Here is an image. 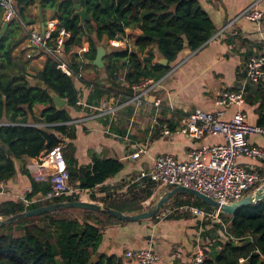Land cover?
<instances>
[{"label":"trees","instance_id":"obj_1","mask_svg":"<svg viewBox=\"0 0 264 264\" xmlns=\"http://www.w3.org/2000/svg\"><path fill=\"white\" fill-rule=\"evenodd\" d=\"M14 4L17 18L7 22L0 38V122L5 119L9 123L0 125V183L20 170L29 177L30 189L24 199L1 201L0 218L50 202L79 199L76 192L50 201H31L49 191L50 184L29 176L26 160L58 145L67 165V182L88 190L90 202L127 214L146 209L159 194L161 183L143 178L131 182L125 190V181L106 185L123 169L122 162L93 156L90 162L78 164L69 143L76 132L71 121L77 119L80 110H86L87 114L94 112L93 106L99 105L104 95L122 92L123 100L133 94L132 85L149 78L160 79L182 50L199 49L215 32L209 14L198 0H14ZM77 4L90 19L81 20L76 13ZM39 5L43 21L48 14L49 19L56 20V29L47 39L48 46H55L60 28L69 32L58 59L66 63L72 75L58 68V59L41 48L26 46L27 51L37 50L30 57L13 53L26 42L28 27L39 23V15L32 11V7L38 9ZM2 14L0 7V29L4 23ZM127 27L140 30L134 47L113 48L103 57L104 66L98 69L92 63L97 46L104 40H123ZM84 39L88 42L86 51L79 50ZM155 53L168 64L153 62ZM42 54L45 58L41 67H37L32 61ZM89 69L94 76L86 74ZM78 74L80 78L76 77ZM102 76L104 79H100ZM39 83L44 86H38ZM48 90L64 98L66 104L57 109ZM85 98L86 107L81 103ZM245 100L248 105H256L257 124L263 126L264 82L247 85ZM36 105L42 106L38 113L34 112ZM173 128L170 125L171 131ZM258 174L264 178V169ZM187 206L202 207L209 214L214 212L192 195L175 193L162 208L167 211L164 219L190 218ZM159 214L147 220H155ZM196 219L205 240L201 264H264V199L242 206L232 215L218 213V218L206 215ZM125 222L106 211L83 208H65L15 220L0 227V264H125L116 254L98 251L102 231L109 225ZM173 264L183 263L174 258Z\"/></svg>","mask_w":264,"mask_h":264},{"label":"crops","instance_id":"obj_2","mask_svg":"<svg viewBox=\"0 0 264 264\" xmlns=\"http://www.w3.org/2000/svg\"><path fill=\"white\" fill-rule=\"evenodd\" d=\"M198 1L209 14L215 27L214 34L199 49L182 50L172 62L170 69L160 78L159 84L142 97L140 104L128 103L132 94L121 100L123 93L114 91L110 95H104L99 105L93 106L94 112L87 114L86 110H80L77 119L73 120L76 132L69 143L78 164L90 162L93 156L114 158L122 162L123 169L108 180L106 185L115 186L120 181H125L127 183L123 188L125 190L131 183L128 180L133 177V174L150 168L156 156L169 154L182 161L187 159L190 149L199 143L213 144L222 140L219 135H206L201 140H196L178 132L177 129L195 109L213 113L221 109L224 112V118L231 117L237 110L235 106H217L215 98L221 90H235L239 87L244 79L247 58L260 49L261 41L264 39V0ZM250 5H254L263 12L259 22L249 21L241 16L242 10ZM32 11L38 14L37 8L32 7ZM46 18V21L39 18V23L30 25L28 30L40 29L41 21L45 23V30L52 29L56 25V20L49 19V14ZM227 23H230V26L222 30ZM125 31L127 35L121 40L120 46L111 47L104 40L101 45L106 49V53H110L113 48L134 47L133 42L140 30L137 27H127ZM26 46H29L28 38L25 43L15 48L14 55H32L25 50ZM79 50H88V42L85 39ZM32 51L34 54L37 52V50ZM44 58L45 54L39 55L32 63L41 67ZM160 58L161 56L155 53L153 62H158ZM89 70L90 72L86 74L94 76V71ZM101 82L106 86L109 85L106 81ZM86 98L81 102L84 107H86ZM156 99L159 100L157 107L154 104ZM41 108V105H36L34 112L38 113ZM240 108L249 123H258L259 115L256 113V105H248L245 100ZM155 121L157 124L154 123ZM158 121H164L169 128L173 125L174 131L162 134ZM4 123H8L7 120L4 119ZM248 142L264 149V134H252L248 137ZM136 147H144V151L135 159L127 157V154ZM40 155L27 159L26 164L35 161ZM237 162L246 169L256 172L264 169L261 161L244 155L239 157ZM29 176L33 177L30 172ZM160 186L158 193L163 190L164 184L161 183ZM29 189V177L18 170L13 178L0 183V202L8 199H22ZM78 200L89 201V191L80 190ZM158 216L154 221L147 219L127 221L123 224L107 226L102 231L98 251L116 254L123 258L125 264H131L133 261L124 256L126 250L151 246L158 256L155 264H173L174 258H179L183 264H191L189 256L182 253L174 255L172 253L174 249L170 250V243H165L164 236H167L169 230L162 227L167 228L170 225L168 223L166 226L162 225V221H158ZM191 219H184L186 222L183 226L180 225L183 219L169 221H176L175 226L179 229L193 226ZM153 234H156L158 238L156 248H154Z\"/></svg>","mask_w":264,"mask_h":264},{"label":"built area","instance_id":"obj_3","mask_svg":"<svg viewBox=\"0 0 264 264\" xmlns=\"http://www.w3.org/2000/svg\"><path fill=\"white\" fill-rule=\"evenodd\" d=\"M0 7L3 10L2 20L4 23L17 18L14 0H0ZM241 16L249 21L259 22L263 17V12L254 5H250L242 10ZM229 26L230 23H227L222 30ZM55 29L56 25L50 30L44 28L43 34L39 28L29 30L28 44L41 48L45 53H49L58 59L62 44L65 38L69 36V32L60 28L55 46L50 47L47 45V39ZM108 44L111 47H117L122 42L121 40H110ZM27 56L30 57V54ZM58 61V68L64 73L67 75L74 74L64 61L60 59ZM244 74V79L237 89L221 90L215 98L217 106L237 107L231 117L224 118V112L221 109L214 113L195 109L189 113L184 124L177 129L178 132L196 140H201L206 135H219L222 138L220 142L199 143L190 149L187 159L182 161L169 154L158 155L154 158V163L150 168L138 172L130 178V181L135 182L147 178L164 185H181L208 195L220 203H231L239 200L247 195L251 188L256 189L255 186L260 185L264 178L258 172L238 164L237 159L244 155L258 159L264 164V149L248 142L250 135L264 134V125L249 123L240 108L245 101L246 86L264 82V39L261 41L259 51L247 58ZM76 77L80 78V75L78 74ZM159 82L160 79L149 78L132 85L133 94L129 97L128 103L140 104L142 97L154 89ZM154 104L159 105V100L156 99ZM154 123L157 124V121ZM160 132L169 134L171 130L166 123H163L160 125ZM143 151L144 147H136L127 154V157L135 159ZM26 168L36 181L50 184L49 191L45 194H38L31 201H50L62 195L80 192L79 188L67 182V165L60 145L44 151L35 161L27 163ZM185 209L197 218H203L206 215L218 218L219 213L214 210L209 214L204 208L196 206H187ZM124 256L132 260L133 264H155L158 258L151 246L128 249L124 252ZM192 260L193 264H201L204 260V248H197Z\"/></svg>","mask_w":264,"mask_h":264},{"label":"water","instance_id":"obj_4","mask_svg":"<svg viewBox=\"0 0 264 264\" xmlns=\"http://www.w3.org/2000/svg\"><path fill=\"white\" fill-rule=\"evenodd\" d=\"M76 13L81 17V20L84 21L85 19H90V17L80 8V5H76ZM38 14L39 18L42 19V11L41 6H38ZM7 27V23H3L2 27L0 29V38L3 35V32L5 28ZM45 28V23L43 21L40 22V31L43 34ZM110 51V50H108ZM106 53V49L103 45H98L96 49V55L93 60V65H95L97 68L103 67V61L102 58ZM163 65L168 64V61L165 58H160L158 60ZM40 87H43V83H39ZM48 93L50 97L53 100L54 106L57 109L62 108L66 104V100L64 98L59 97L54 91L48 90ZM9 123H0V125H5ZM175 193H183V194H189L192 195L201 201H203L206 205L210 206L214 210L218 211L219 213H224L228 215H232L237 209H239L242 206L249 205V204H255L261 200L264 199V181L252 192L248 193L247 195L243 196L241 199L233 201L231 203H220L218 200L205 195L203 193H200L194 189L184 187L181 185H164L163 190L157 195V197L154 199L152 204L147 207L146 209L138 212V213H123L111 208H103L100 205L96 203H92L90 201H83V200H75V201H61V202H50L48 204L36 207L34 209L26 210L18 214H14L12 216H9L7 218H0V227L9 224L15 220L29 217V216H35V215H41L43 213L47 212H53L65 208H83L93 211H106L115 217L125 220V221H138V220H144L151 218L159 213V211L163 208V206L169 201L170 197L174 195Z\"/></svg>","mask_w":264,"mask_h":264},{"label":"rangeland","instance_id":"obj_5","mask_svg":"<svg viewBox=\"0 0 264 264\" xmlns=\"http://www.w3.org/2000/svg\"><path fill=\"white\" fill-rule=\"evenodd\" d=\"M30 52L32 53V55L34 54L33 51L30 50L29 53ZM149 92H151V90ZM1 123H4V122H1ZM146 204H147V202L142 203L143 206H145ZM159 212H160V214L158 216V221L161 220L162 225L166 226L167 223L170 225L167 228H164L161 226L163 229L169 230V232L167 233V236L166 237L164 236L165 243H167V244L170 243V250L174 249V251L172 252L174 255H178V253H182V255L189 256L190 260H191L193 255H194V252L197 250V248H199V247L204 248V244H205V240L202 238V236L200 234V228L197 227L196 221L195 222L193 221V218H195L194 220H197L196 217L190 215V219L192 218L190 222L193 223V226H191V227L185 226V227H180L179 229H177V227L175 226L177 224L176 221H169V220L166 221L164 219L167 211H162V209H161ZM73 213H75V212H73ZM68 214H70V212H68ZM152 221H154V220H152ZM185 222L186 221L183 219L180 222V225L183 226L185 224ZM39 224H43V223L39 222ZM172 225H174V226H172ZM153 236H154L153 239H154V244H155L154 248H156L158 238H157L156 234H153ZM163 248H166V247L163 246Z\"/></svg>","mask_w":264,"mask_h":264}]
</instances>
